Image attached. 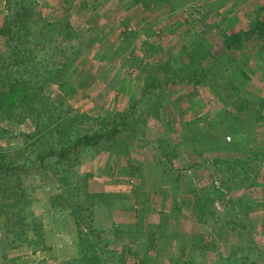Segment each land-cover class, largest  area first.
<instances>
[{
  "label": "rangeland",
  "instance_id": "1",
  "mask_svg": "<svg viewBox=\"0 0 264 264\" xmlns=\"http://www.w3.org/2000/svg\"><path fill=\"white\" fill-rule=\"evenodd\" d=\"M256 21L264 0H0V91L34 84L1 101L0 264H264V35L233 41Z\"/></svg>",
  "mask_w": 264,
  "mask_h": 264
},
{
  "label": "trees",
  "instance_id": "2",
  "mask_svg": "<svg viewBox=\"0 0 264 264\" xmlns=\"http://www.w3.org/2000/svg\"><path fill=\"white\" fill-rule=\"evenodd\" d=\"M24 8H26V6L24 5L23 6ZM251 29L249 30V32H241V33H239V34H237L236 36H234V42L235 43H238V42H241L242 40H240V38L244 35L247 39L248 38H252V37H261L262 35H264V23H262V22H259V21H256V23H254V24H252L251 25V27H250ZM246 39V40H247ZM228 47H232V46H230L229 44L227 45ZM19 62L20 61H17V62H15V64L17 63V65L19 64ZM23 65V64H22ZM3 78V77H2ZM4 79V78H3ZM5 80H6V82L2 85V88L1 89H3L4 90V92L3 93H1L2 91H0V111H1V109H2V107H3V105L1 104V101H2V103L3 104H5V105H10V104H13V103H16V101L19 99V97H21V98H23V101L24 102H27L28 100H29V102H30V100H32L33 99V96L31 95V94H28V92H27V87L26 86H28V87H31L32 88V85H34V84H32V82L30 81V83H29V85H26L25 86V82H23V84L22 85H19V83H20V81L18 80V79H11V77H9V76H6L5 77ZM5 80H3V81H5ZM3 81H1V83H3ZM10 82V83H9ZM32 84V85H31ZM9 85H11L10 87H8ZM16 85H18V87L19 88H17V89H14V87L16 88ZM5 90H8V92H5ZM4 100V101H3ZM28 103V102H27ZM31 103H29V105H30ZM4 113V112H3ZM101 138V137H100ZM98 137H93V138H90L89 136H86V138H84V140H85V143H90V144H93V143H95V140H97V142H98ZM82 143H84L83 142V140H82ZM217 143H218V140H216V139H213V141H211V144H213L212 146H213V148L214 147H218L219 145H217ZM220 148L222 147V146H219ZM255 157H257V160H259V162H260V164H263V166H264V152H261V153H259V155H257V156H255ZM263 166H260V167H263ZM260 170H261V168H260ZM259 170V171H260ZM198 200H199V198H197ZM35 222V221H34ZM34 222H32V223H34ZM30 225V224H29ZM135 225V224H134ZM137 226V225H136ZM34 227H35V225H34Z\"/></svg>",
  "mask_w": 264,
  "mask_h": 264
}]
</instances>
